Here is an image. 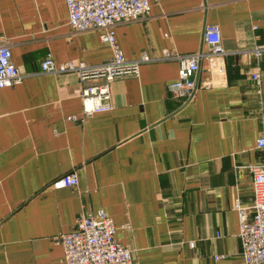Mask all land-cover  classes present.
<instances>
[{
	"label": "crops",
	"instance_id": "1",
	"mask_svg": "<svg viewBox=\"0 0 264 264\" xmlns=\"http://www.w3.org/2000/svg\"><path fill=\"white\" fill-rule=\"evenodd\" d=\"M68 15L66 0H0V38L25 75L0 88V264H62L60 236L99 210L135 264H243L236 203L253 204L264 163V0H160L116 25L129 60L207 51V25L227 53L202 60L191 100L169 89L179 62L157 60L117 77L112 109L92 114L82 92L100 80L41 70L48 55L112 59L102 31L75 32ZM73 171L77 186L52 185Z\"/></svg>",
	"mask_w": 264,
	"mask_h": 264
},
{
	"label": "built area",
	"instance_id": "2",
	"mask_svg": "<svg viewBox=\"0 0 264 264\" xmlns=\"http://www.w3.org/2000/svg\"><path fill=\"white\" fill-rule=\"evenodd\" d=\"M159 1L66 0L69 26L75 32L101 30L100 39L112 48L113 56L104 64L88 65L75 60L57 63L52 56L48 55L41 62L42 72L76 73L84 83L94 79L100 80L98 84L87 83L82 92L85 103L84 112L92 114L112 109L111 85L117 77L137 73L143 63L177 60L180 64L179 78L169 85V89L179 98L185 101L191 100L198 87L195 77L200 71L202 60H220L227 53L221 43L219 26H206L204 42L208 50L194 54H177L164 50L159 58L144 53L137 59L129 60L116 39L114 31L116 25L147 16L151 10V4ZM263 53L264 47L254 49L257 57L262 56ZM24 77L25 75L12 60L9 42L0 38V88L19 84ZM253 78L260 86L261 73L256 72ZM258 147L264 148V138L258 140ZM254 171L253 204L242 206L240 201L236 203L240 218L239 236L243 245V264H264V163L256 166ZM78 184V174L75 171L64 174L52 183L56 188L75 187ZM116 229L112 218L103 210L82 214L75 228L60 236L65 250L62 264H135L131 250L117 241Z\"/></svg>",
	"mask_w": 264,
	"mask_h": 264
}]
</instances>
